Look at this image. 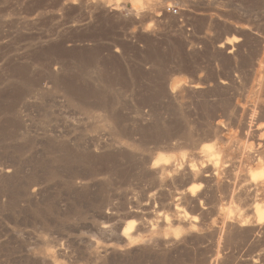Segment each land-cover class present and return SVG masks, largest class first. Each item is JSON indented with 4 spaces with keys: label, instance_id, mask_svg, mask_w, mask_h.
<instances>
[{
    "label": "rangeland",
    "instance_id": "rangeland-1",
    "mask_svg": "<svg viewBox=\"0 0 264 264\" xmlns=\"http://www.w3.org/2000/svg\"><path fill=\"white\" fill-rule=\"evenodd\" d=\"M257 209L264 0H0V264H264Z\"/></svg>",
    "mask_w": 264,
    "mask_h": 264
},
{
    "label": "built area",
    "instance_id": "built-area-1",
    "mask_svg": "<svg viewBox=\"0 0 264 264\" xmlns=\"http://www.w3.org/2000/svg\"><path fill=\"white\" fill-rule=\"evenodd\" d=\"M177 9L175 7H172V6H168L166 9H165V12L167 14H170V15H177Z\"/></svg>",
    "mask_w": 264,
    "mask_h": 264
},
{
    "label": "bare ground",
    "instance_id": "bare-ground-1",
    "mask_svg": "<svg viewBox=\"0 0 264 264\" xmlns=\"http://www.w3.org/2000/svg\"><path fill=\"white\" fill-rule=\"evenodd\" d=\"M257 215H259V216H257V217H259L258 219H260V218L262 217V215H264V212L261 211L260 209H257ZM263 218H264V217H263Z\"/></svg>",
    "mask_w": 264,
    "mask_h": 264
}]
</instances>
